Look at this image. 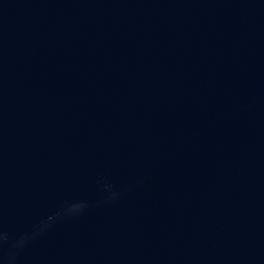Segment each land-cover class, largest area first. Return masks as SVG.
<instances>
[{
    "label": "water",
    "instance_id": "water-1",
    "mask_svg": "<svg viewBox=\"0 0 264 264\" xmlns=\"http://www.w3.org/2000/svg\"><path fill=\"white\" fill-rule=\"evenodd\" d=\"M0 264H264V0H0Z\"/></svg>",
    "mask_w": 264,
    "mask_h": 264
}]
</instances>
